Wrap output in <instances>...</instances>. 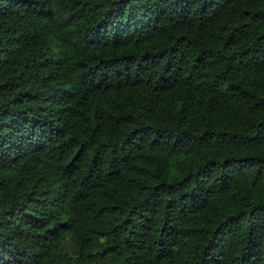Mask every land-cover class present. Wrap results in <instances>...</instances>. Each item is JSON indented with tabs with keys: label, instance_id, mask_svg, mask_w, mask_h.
Segmentation results:
<instances>
[{
	"label": "trees",
	"instance_id": "16d2710c",
	"mask_svg": "<svg viewBox=\"0 0 264 264\" xmlns=\"http://www.w3.org/2000/svg\"><path fill=\"white\" fill-rule=\"evenodd\" d=\"M0 264H264V0H0Z\"/></svg>",
	"mask_w": 264,
	"mask_h": 264
}]
</instances>
